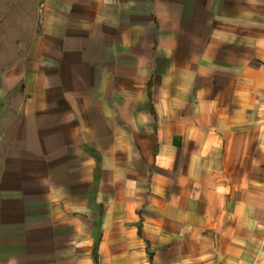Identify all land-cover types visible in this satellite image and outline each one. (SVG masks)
Returning a JSON list of instances; mask_svg holds the SVG:
<instances>
[{"label":"crops","instance_id":"1","mask_svg":"<svg viewBox=\"0 0 264 264\" xmlns=\"http://www.w3.org/2000/svg\"><path fill=\"white\" fill-rule=\"evenodd\" d=\"M22 48L0 264H264V0H42Z\"/></svg>","mask_w":264,"mask_h":264},{"label":"rangeland","instance_id":"2","mask_svg":"<svg viewBox=\"0 0 264 264\" xmlns=\"http://www.w3.org/2000/svg\"><path fill=\"white\" fill-rule=\"evenodd\" d=\"M41 1L0 0V66L8 60H16L24 43L27 48L33 43L39 31Z\"/></svg>","mask_w":264,"mask_h":264}]
</instances>
